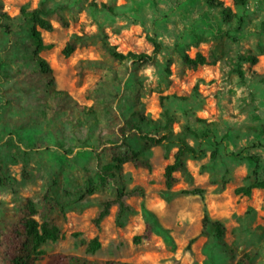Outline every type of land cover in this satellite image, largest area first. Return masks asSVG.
I'll return each instance as SVG.
<instances>
[{"label":"rangeland","instance_id":"1","mask_svg":"<svg viewBox=\"0 0 264 264\" xmlns=\"http://www.w3.org/2000/svg\"><path fill=\"white\" fill-rule=\"evenodd\" d=\"M220 1L237 21L227 24L205 0H3L10 18L22 8L50 10L54 30L42 38L51 48L40 56L53 70L54 90L65 92L73 109L50 91L31 57L32 26L18 24L11 34L0 30V264H6L11 230L27 205L40 222L52 216L59 228L58 239L42 246L45 260L38 264L52 254L98 264H236L250 251L255 264H264V189L251 197L235 193L254 182L256 170L264 180V0L245 6ZM83 33L89 37L65 59L66 43ZM153 39L161 53L154 64L133 71L113 63L102 48L104 40L125 55H152ZM198 53L207 64L187 68L183 57ZM106 66L120 73L108 74ZM90 108L102 114L103 140L119 136L120 146L126 140L152 164L151 171L123 165L127 188H142L145 197L129 200L134 211L122 226L115 224L113 209L100 232L92 219L116 182L96 170L92 151L100 129L83 114ZM137 112L164 130H128ZM165 132H172L171 140L162 139ZM177 137L203 155L189 157L188 173L176 174L167 191L164 174ZM114 146L103 147L101 165L111 160ZM196 188L206 192L210 217L227 228L223 241L211 227L202 233L201 199L180 194ZM147 212L159 227L151 241L134 244ZM94 239L96 252L90 249Z\"/></svg>","mask_w":264,"mask_h":264},{"label":"trees","instance_id":"2","mask_svg":"<svg viewBox=\"0 0 264 264\" xmlns=\"http://www.w3.org/2000/svg\"><path fill=\"white\" fill-rule=\"evenodd\" d=\"M248 0H234L236 6H245ZM206 5L213 9L217 10L222 14L223 20L227 24H231L234 21H237L238 15L234 14L229 8H225L224 4L220 0H205ZM3 0H0V30L5 31L8 34H11L14 28L21 23H29L32 27L30 29V39L32 41L34 50L32 52V59L37 64L39 72L44 78L48 80V88L51 92L63 97L65 100L66 106L69 109H73V105L65 92L55 91V80L53 78V70L47 61L42 58L40 55L43 51L51 48L50 45H46L42 38V32H52L54 30V25L49 19L50 10L44 8L40 5L35 9H25L22 8L20 15L16 18H10L7 14L3 12ZM242 19L238 21L239 25H242ZM264 32V30H263ZM89 35L86 33L82 35L73 36L65 45L62 50V55L65 59H69L76 52L79 45L84 41ZM102 48L112 60L113 63H116L124 67L127 71L130 69L136 70L142 65H152L155 62L156 57L161 53L163 46L156 40H152L154 47L153 54H123L116 50L114 46L109 45L103 40ZM250 60L251 64L254 66L258 63V60L255 57L244 58L240 57V61L243 63ZM184 65L189 68L196 70L197 68L207 64V58L201 54H197L195 58H190L185 55L183 57ZM80 68V66L78 67ZM108 74H118L120 73L117 68L106 66ZM240 76H243L241 71H237ZM80 71L76 73V77H81ZM81 80V78H79ZM53 89V90H52ZM85 117H88L90 123L97 127L100 132L98 137L97 144L94 145L93 154L97 155L96 159V170H103L106 175H109L110 180L116 182L115 191L111 195L104 196L99 201V208L95 213L92 223L95 229L100 232L102 230L103 222L111 215L113 209L115 212V224L117 226H122L124 219L131 213H133L134 208L129 203V200L135 196L144 198L145 192L142 188L128 189L125 184V176L123 165L130 163L134 168L145 169L151 171L152 164L149 159L143 157L139 151H137L133 146L123 139V144L120 146L119 142L122 140L119 136L116 138H109L103 140L101 129L102 123V114L98 109L90 108L87 112H83ZM134 123L128 125V130H136L139 133H143L144 128H153L154 130H164L163 126H157L155 122L147 118L143 113H134ZM123 138H125L126 130L121 129ZM157 135V134H156ZM173 136L172 132H165L162 136V139L171 140ZM158 142V140H156ZM115 145L113 150V156L110 161L101 165L102 155H104L105 150L102 151L103 147L106 144ZM174 145L177 148L174 155V160L169 164L165 169V183L167 191H170L174 185L177 183L176 174H187L188 165L187 159L189 157L198 158L203 155L202 151L197 150L195 147L190 145L185 139L177 137L174 140ZM97 151H102L96 153ZM250 160L255 161L254 157H250ZM103 166V167H102ZM258 166V163H257ZM258 169V167H257ZM255 189H264V180L260 179L259 173L256 170L254 172V182L237 188L235 193L238 196L242 197H251L253 190ZM184 196H195L199 197L203 205V219H202V233L211 227L213 229L215 237L219 241H223L226 237L227 228L221 221L213 220L207 209L206 204V192L203 189H193L190 191H183L180 193ZM60 210H63L59 206ZM27 213L21 215L14 227L11 230L10 240L7 242V249L5 252L6 264H38L41 261L45 260L43 252L41 251L42 246L47 243V241H56L58 239L59 228L56 224V220L49 217V219H44L39 221L36 216L39 214L36 209L31 205L26 206ZM159 227V222L155 214L147 212V220L145 223L144 232L141 235L135 236L133 238L134 244H141L143 242L151 241L153 235L156 233V228ZM196 241V238H193L191 244ZM100 248L98 239H94L90 243V249L92 252H96ZM256 253L254 251L243 253L238 259L236 264H255ZM46 264H98L95 261L89 260L85 257H79L74 255H65V254H52L46 258ZM106 264H126L121 262H107Z\"/></svg>","mask_w":264,"mask_h":264}]
</instances>
